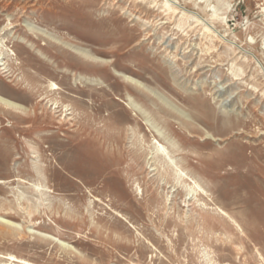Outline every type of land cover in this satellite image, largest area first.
Segmentation results:
<instances>
[{"label": "rangeland", "instance_id": "1", "mask_svg": "<svg viewBox=\"0 0 264 264\" xmlns=\"http://www.w3.org/2000/svg\"><path fill=\"white\" fill-rule=\"evenodd\" d=\"M2 50L0 264H264V0H0Z\"/></svg>", "mask_w": 264, "mask_h": 264}, {"label": "bare ground", "instance_id": "2", "mask_svg": "<svg viewBox=\"0 0 264 264\" xmlns=\"http://www.w3.org/2000/svg\"><path fill=\"white\" fill-rule=\"evenodd\" d=\"M166 6H168V5H166ZM34 33H37V32L34 31ZM3 55H5L4 50L1 51L0 57L2 58ZM3 59H1V61ZM123 78L128 83L134 85L137 88L141 86V84L139 82L135 81L131 77L123 75ZM61 90L62 89L58 86V84H56V83H54L52 81H49L48 86L46 87V93H44L43 95L40 96L42 98V100H40V102L43 103L44 101H46L48 99L46 107L44 106V109L46 110L47 114H50L53 119H57V120L59 119L60 122H62V121L65 122V121L71 120L69 117L73 115V112H72L73 109L70 108L69 105H66V104L64 105L63 103H61L60 100H58V96L62 93ZM45 94H46V97L43 98ZM0 106H2L3 108H5V109H7L9 111L21 112L23 110V107L20 104L15 103V102H13V101H11V100H9V99L1 96V95H0ZM48 107H49V109H48ZM48 110H50V112ZM149 156H150L149 160H151V161H156V160L165 161V160L170 158V157L168 158L167 151H166L164 145H162L160 143V141H158L157 139H154L152 141V148L149 150ZM168 166H170V165H168ZM181 175H182V177H184L183 174H181ZM182 177L180 176V178H182ZM192 184H194L195 187L191 188V190H192L191 192H195L196 189H199V186L195 182H193ZM200 189H201V187H200ZM0 222L4 223L6 225H10L11 224L8 220H5V219H0ZM9 260H10V258H9Z\"/></svg>", "mask_w": 264, "mask_h": 264}]
</instances>
